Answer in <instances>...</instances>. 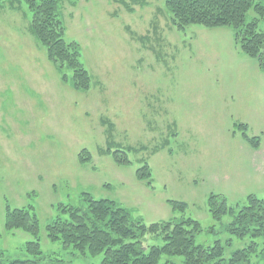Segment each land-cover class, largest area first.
I'll list each match as a JSON object with an SVG mask.
<instances>
[{"label": "rangeland", "instance_id": "obj_1", "mask_svg": "<svg viewBox=\"0 0 264 264\" xmlns=\"http://www.w3.org/2000/svg\"><path fill=\"white\" fill-rule=\"evenodd\" d=\"M165 1H62L65 38L80 45L91 77L89 90H77L60 79L33 36L26 3L0 0L3 262L31 257L24 248L31 236L4 226L9 205L32 207L45 255L65 264L99 263L102 254L81 255L45 233L52 218L67 217L62 206L86 207L84 193L115 200L146 224L192 217L203 228L195 242L219 241L225 258L252 240L260 244L229 234V218L215 221L207 201L210 194L231 204L248 194L264 197V74L235 45L231 27L177 30ZM258 27L264 33V17ZM102 118L113 122V140ZM82 149L90 160H79ZM108 149L123 151L127 161L118 162ZM146 163L150 177L139 179ZM169 200L186 203L184 212ZM148 242L161 244L159 238ZM252 261L264 264V254ZM157 264L182 259L162 256Z\"/></svg>", "mask_w": 264, "mask_h": 264}, {"label": "trees", "instance_id": "obj_2", "mask_svg": "<svg viewBox=\"0 0 264 264\" xmlns=\"http://www.w3.org/2000/svg\"><path fill=\"white\" fill-rule=\"evenodd\" d=\"M31 12L30 30L45 49L46 57L58 69L60 79L70 82L77 90H89L91 77L80 59V45L65 38L61 17L63 0H23ZM128 4L144 6L146 0H121ZM169 23L177 30L191 24L204 27H231L233 41L246 55L253 57L264 74V33L258 27L259 16L264 17V4L259 0H166ZM257 17L247 18L249 10ZM108 137L113 140L114 124L102 118ZM118 145V144H117ZM119 146V145H118ZM129 147L125 149L128 150ZM118 162H126V154L110 150ZM136 151V149H134ZM79 160L91 159L86 149L79 152ZM150 168L146 163L137 170L139 179H149ZM86 207L62 206L67 217L57 215L45 225L46 237L51 242L71 246L81 255L102 254L97 264H157L162 256L180 257L182 264H257L252 258L264 254V197L248 194L241 202L229 203L218 194H210L207 207L215 221L227 216L224 228L237 238L252 240L247 246L237 249L227 258L219 241L207 246L195 242L201 232L199 221L192 217L179 216L146 224L139 217L111 199H94L84 193ZM171 208L184 212L186 203L169 200ZM4 226L7 230H22L31 239L25 243V251L31 256L0 264H65L52 254L41 250L38 235V218L31 206L11 208L6 205ZM150 238H159L161 244H152Z\"/></svg>", "mask_w": 264, "mask_h": 264}]
</instances>
